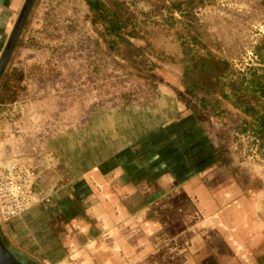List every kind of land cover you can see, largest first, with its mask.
<instances>
[{"label": "rangeland", "instance_id": "rangeland-1", "mask_svg": "<svg viewBox=\"0 0 264 264\" xmlns=\"http://www.w3.org/2000/svg\"><path fill=\"white\" fill-rule=\"evenodd\" d=\"M23 1L10 14L0 55ZM137 6H142L145 11L148 5L145 0H137ZM131 12L135 14L137 10L133 8ZM195 16L204 32L200 37L202 43L218 58L217 61L201 58L195 61V81L211 82L222 71L232 78L236 71L255 61L248 60L247 50L257 32L264 34V9L258 0H210L196 10ZM179 29L178 24L168 26L158 20L148 21L143 23L142 34L130 38L132 46H144L140 54L133 53L132 47L128 49L122 43L117 51L106 47L107 38L100 35L103 28L97 20L93 21L84 0L32 1L0 75V165L19 163L32 168L35 175L33 192L40 194V200L21 214L8 219L0 217L2 243L24 260L35 264H63L68 259V252L62 247L66 237L63 226L67 223L62 217L63 206L68 207L69 201L73 208L79 206V193L70 191L78 181L73 182L72 176L78 173L67 172L64 166L58 165L46 168L48 173L44 176L48 178L42 184L38 181L41 177L33 165L32 155L37 150L35 138L54 134L56 139L50 144L55 142L61 161L85 159V166H88L99 158L94 121L99 119L96 125L105 132L104 129L109 127L110 112L117 115L119 147L135 141L138 133L149 131L158 119L186 112L185 106L195 113L197 106L187 101L180 85ZM21 77L23 81L19 84ZM37 100H48L43 103L42 110L48 112L52 122L47 132L39 129H45L49 121L42 126L40 122L36 124L30 120L34 108L29 105ZM24 105L29 106L25 108V114L22 113ZM178 105L182 109L174 112L172 108ZM224 105L226 113L218 116L198 113L202 127L208 132L206 147L211 148V155L206 156V161L203 159L205 162L199 161L200 156L204 157L200 151L195 154L192 150L194 138L189 139L187 133L190 126L184 125L176 137L170 138L169 133L174 134L169 132L174 129L172 124L167 132H163L165 139L160 141L166 153L162 159L167 168L179 159L190 166L198 163L196 172L211 163L217 165L212 178L224 180L230 177L237 181L247 199L254 201L261 217L262 229L248 232L244 245L227 250L222 249L221 241L217 242L219 247L213 251V257L208 255L199 263L220 264L218 257L223 253L229 255L230 264H264V158L245 138L236 135L233 125L241 115L228 104ZM15 122L20 128L14 125ZM51 127L64 130L52 133ZM146 142L153 144L152 140L146 139ZM68 146L73 150L65 148ZM172 150L178 151L180 156L168 153ZM71 151L81 155L71 156ZM197 155H200L198 160ZM55 174L58 178H51ZM185 175H182L183 179L189 178ZM143 192L141 190L139 195L143 196ZM68 195H73L72 201H63ZM156 195L157 189L151 191L150 197ZM188 237L182 235L185 242ZM89 254L92 259L99 258L92 247Z\"/></svg>", "mask_w": 264, "mask_h": 264}, {"label": "crops", "instance_id": "crops-1", "mask_svg": "<svg viewBox=\"0 0 264 264\" xmlns=\"http://www.w3.org/2000/svg\"><path fill=\"white\" fill-rule=\"evenodd\" d=\"M21 2L0 0V49L5 42L10 14L20 7ZM5 77L4 74L3 80ZM22 81L21 77L19 84ZM47 101L37 100L29 105L34 108L31 121L40 122L42 126L49 121L45 129H39L46 132L52 123L48 112H42L43 103ZM27 106L24 105L23 114ZM179 109H182L179 105L172 108L174 112ZM183 109L187 111L158 119L149 131L137 132L136 138L131 136L135 141L133 139L120 147L117 144V115L110 112L108 131L104 129L105 132L96 125L97 119L94 134L99 143L96 153L99 158L88 166H85V159L61 161L55 142L50 144L56 139L54 134L35 138L37 150L32 153L33 165L37 167L41 184L48 178L44 176L48 167L61 165L67 172L78 173L71 175L73 182L78 181L70 191L79 193V206L75 209L72 202H68V199L72 201L73 195L62 198L68 202V207L65 204L62 211V217L67 220L63 226L66 237L62 247L68 252V259L63 264H200L199 260L203 261L208 255L213 257V251L219 247L217 242L223 243L220 242L222 249L230 250L244 245L248 232L251 234L262 229L257 207L243 194L239 183L230 177L224 180L212 178L217 165L211 163L196 172L198 163L190 166L179 159L178 163L167 168L162 159L166 153L160 141L165 139L163 132L172 125L174 129L169 132L174 134L169 133L170 138L176 137L184 125L190 126L187 133L189 139L194 138L192 150L195 154L200 151L204 156L197 155V160L200 156L199 161L203 163L206 156L211 155V148L206 147L208 132L202 127L199 111L193 113L186 106ZM14 125L20 128L19 123ZM51 130L56 133L64 129L51 127ZM61 136L65 138L63 134ZM146 139L152 140L153 144H148ZM65 148L73 150L71 146ZM172 151L168 153L179 154ZM77 154L81 155L72 151L70 155L75 157ZM183 174L189 178L183 179ZM54 176L58 178L56 174L51 178ZM156 189L157 195L150 197L151 191ZM141 190L143 196L139 195ZM39 197L37 191L33 192L31 205L36 204ZM182 235L189 236L186 242ZM91 247L99 255L98 259L91 258ZM218 259L220 264L231 263L229 255L223 253Z\"/></svg>", "mask_w": 264, "mask_h": 264}, {"label": "trees", "instance_id": "trees-1", "mask_svg": "<svg viewBox=\"0 0 264 264\" xmlns=\"http://www.w3.org/2000/svg\"><path fill=\"white\" fill-rule=\"evenodd\" d=\"M156 1L145 0L148 5L145 11L137 6V0H84V4L93 21L97 20L103 28L100 35L107 38L106 47L117 51L120 43L128 49L132 47L135 54L144 50V46H132L130 42V38L142 34L143 23L158 20L168 26L178 24L180 85L187 101L196 105L200 113L211 116L226 113L224 103L228 104L241 115L233 131L264 158V34L257 32L255 39L249 41V48L256 56L253 63L243 66L232 78L222 71L211 82L201 84L194 80V62L200 58L218 60L211 48L202 43L200 37L204 32L195 16L196 10L210 0ZM258 1L264 9V0ZM133 8L137 13L131 12Z\"/></svg>", "mask_w": 264, "mask_h": 264}, {"label": "built area", "instance_id": "built-area-1", "mask_svg": "<svg viewBox=\"0 0 264 264\" xmlns=\"http://www.w3.org/2000/svg\"><path fill=\"white\" fill-rule=\"evenodd\" d=\"M247 56L249 61L256 58L250 49ZM34 176L32 168L27 165H0V217L8 219L30 207Z\"/></svg>", "mask_w": 264, "mask_h": 264}, {"label": "water", "instance_id": "water-1", "mask_svg": "<svg viewBox=\"0 0 264 264\" xmlns=\"http://www.w3.org/2000/svg\"><path fill=\"white\" fill-rule=\"evenodd\" d=\"M33 0H24L23 4L20 8V11L18 13V16L16 18V21L14 23V26L11 30V33L9 35V38L3 48V51L0 55V75L3 71V68L7 62L8 56L11 52V49L16 41V38L19 34V31L24 23V20L26 18V15L29 11V8L32 4ZM0 264H21L20 262H17L13 255L4 247L1 237H0Z\"/></svg>", "mask_w": 264, "mask_h": 264}, {"label": "flooded vegetation", "instance_id": "flooded-vegetation-1", "mask_svg": "<svg viewBox=\"0 0 264 264\" xmlns=\"http://www.w3.org/2000/svg\"><path fill=\"white\" fill-rule=\"evenodd\" d=\"M4 245V244H3ZM4 247L13 255L14 259L17 262H20L21 264H35L33 263V261H28V260H24L20 254H18L17 252L13 251L12 249H10L9 247L5 246Z\"/></svg>", "mask_w": 264, "mask_h": 264}]
</instances>
